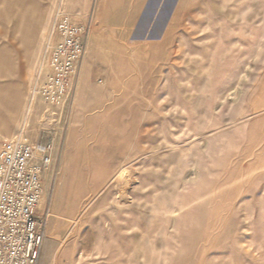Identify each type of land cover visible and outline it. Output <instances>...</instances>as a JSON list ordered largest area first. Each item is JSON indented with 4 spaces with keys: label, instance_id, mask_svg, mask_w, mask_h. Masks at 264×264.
I'll return each instance as SVG.
<instances>
[{
    "label": "rangeland",
    "instance_id": "obj_1",
    "mask_svg": "<svg viewBox=\"0 0 264 264\" xmlns=\"http://www.w3.org/2000/svg\"><path fill=\"white\" fill-rule=\"evenodd\" d=\"M3 7L0 145L24 121L51 144L38 264H264V0ZM59 8L86 34L54 107L31 91Z\"/></svg>",
    "mask_w": 264,
    "mask_h": 264
},
{
    "label": "built area",
    "instance_id": "obj_2",
    "mask_svg": "<svg viewBox=\"0 0 264 264\" xmlns=\"http://www.w3.org/2000/svg\"><path fill=\"white\" fill-rule=\"evenodd\" d=\"M84 25L57 9L46 48V71L32 87L31 102L63 104L85 52ZM51 164V144L26 136L25 121L0 145V264H38L43 233L38 210Z\"/></svg>",
    "mask_w": 264,
    "mask_h": 264
},
{
    "label": "crops",
    "instance_id": "obj_3",
    "mask_svg": "<svg viewBox=\"0 0 264 264\" xmlns=\"http://www.w3.org/2000/svg\"><path fill=\"white\" fill-rule=\"evenodd\" d=\"M6 1L7 0H0V5H2V4L5 5ZM13 4H15L16 7H19L21 5L22 6L28 5L29 6L28 2H18V3H13ZM3 10H4V12L0 13V22H4L9 18L8 14H6V12H5L6 10L4 9V7H3ZM31 14L33 15V12ZM14 25L17 28V31L20 33V35L22 34L21 39L23 38V41L26 43V48H28L31 44L33 31H34V27H33L32 23L27 20L26 16L23 14V12H20L16 15V17L14 19ZM18 41L20 42V37H19ZM0 57H1V61L3 62V64L5 63L4 64L5 66L12 67L10 64L11 63L10 60H8V57L5 56L4 48H2V47L0 48ZM7 75L11 76L12 74L10 75V72L8 71V73H6L5 76L7 77ZM6 87H4L3 89H0V93L3 92V90L5 91ZM0 100L3 101L2 98H0Z\"/></svg>",
    "mask_w": 264,
    "mask_h": 264
}]
</instances>
